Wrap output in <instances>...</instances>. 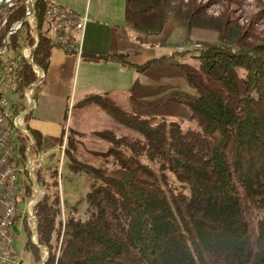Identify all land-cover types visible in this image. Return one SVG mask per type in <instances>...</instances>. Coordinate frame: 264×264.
<instances>
[{
  "label": "trees",
  "instance_id": "16d2710c",
  "mask_svg": "<svg viewBox=\"0 0 264 264\" xmlns=\"http://www.w3.org/2000/svg\"><path fill=\"white\" fill-rule=\"evenodd\" d=\"M135 1L125 0L128 16ZM47 7L44 0H35L34 28L25 18V0L0 11V50L5 41L0 80L9 83L14 113L28 108L25 92L37 80L32 66L45 72L56 46L49 32L56 22L46 16ZM23 47L32 48V63ZM193 50L198 66L186 70L185 80L196 96L169 98L189 111V126L141 115L147 103L136 92L129 94L132 110L120 107L108 93L78 102L100 108L133 134L111 128L91 132L107 143L98 154L108 164L96 166L78 159L79 132L67 129L62 154L71 160L73 172L88 176L87 206L83 218L71 212L63 216L58 165L37 169V182L45 191L33 208L37 245L23 222L25 248L34 264L42 258L39 245L48 252L41 264H264V42ZM80 56L93 62L113 59L138 72L157 70L166 61L160 56L135 64L121 53L82 51ZM31 114L25 115L24 126L37 153L43 139L27 125ZM27 143L16 132L21 155ZM169 174L176 186L169 183ZM29 193L25 183L21 199Z\"/></svg>",
  "mask_w": 264,
  "mask_h": 264
},
{
  "label": "rangeland",
  "instance_id": "374dc122",
  "mask_svg": "<svg viewBox=\"0 0 264 264\" xmlns=\"http://www.w3.org/2000/svg\"><path fill=\"white\" fill-rule=\"evenodd\" d=\"M111 1L115 4V8L112 7L110 11L99 12L95 9L96 0H74L77 7L83 8L82 13L85 10L89 11L91 18L115 22V17H118V12L120 13V7H116V4L119 2L118 5L120 6V0ZM129 7L132 11L131 21L135 23L134 26L136 28H140L143 32L142 36L165 35L167 42L165 49L162 44L157 45L156 48L158 50L155 51L156 56L158 53V57H166L164 65H161L157 70L143 72L139 78L141 86H139L138 90L135 88L132 91L136 92L138 97L147 103L141 109L140 114L153 116L156 119L178 120L181 121L184 127L191 124L189 111L184 105L172 102L169 98L178 95H185L189 98L196 96L195 90L191 89L185 80L186 70L196 69L198 66V61L195 57L197 50L193 49L208 45L251 47L264 42V0H136ZM31 18H26L30 24L33 20ZM68 31L73 36L76 35L77 40L79 39V33H76L71 28ZM25 48H28L29 51L28 54H24V57L28 58L31 61L30 63H32L30 59L32 48ZM186 49L190 50V52L183 55L179 53V51ZM41 73H44L42 69ZM40 79L38 80L40 81ZM8 84L2 79V90L10 101L14 97L10 96ZM31 90L32 88L25 92V98L27 107L32 106L31 111L37 106L33 113L34 116H31L36 118L40 108V97L33 98ZM130 93H120L113 98L120 107L132 110V104L129 101ZM73 96L74 92H71L67 101L55 104L53 109L49 108L47 115L44 116L48 118V122L59 129L58 135H50L45 139L40 149V167L43 168L48 164L58 165L59 193H62L63 200L62 215L65 216V214L71 212L75 217L83 218L87 206L86 194L89 191V180L86 174L73 172L69 168L71 160L62 154L64 147H66L65 137L67 129L70 128L79 132V134L75 135L77 140L75 154L78 159H85L96 166L103 163L108 164L98 154L106 150L107 143L93 137L91 132L111 128L115 129L118 134L133 133L130 129L119 126L100 108L96 106L86 108L78 105L79 98H73ZM22 114L25 117V113ZM39 116L41 117V115ZM31 117L28 118V121L32 119ZM62 129H64V135L60 137ZM168 177L171 186H176L177 183L172 175L169 174ZM40 190L45 194L42 188ZM40 190L36 202L44 195L40 196ZM21 206L19 204V207ZM24 219L26 221L23 220V222L25 221L29 227L30 222L27 218ZM17 224L20 226L21 232L19 235L14 236L12 248L18 259L22 261V264H34L31 251L25 248L28 235L21 228L20 223L18 222ZM34 231V238L36 239V230H32V232ZM40 248L42 249L41 256L43 258L47 250L42 246Z\"/></svg>",
  "mask_w": 264,
  "mask_h": 264
},
{
  "label": "crops",
  "instance_id": "0c3cea01",
  "mask_svg": "<svg viewBox=\"0 0 264 264\" xmlns=\"http://www.w3.org/2000/svg\"><path fill=\"white\" fill-rule=\"evenodd\" d=\"M50 4L66 7L79 15H86L81 52H96L103 54H125L129 61L135 64L144 63L156 56L157 45H164L165 35L162 36H142L140 28L134 26L131 21L132 15L126 14L125 0H120L116 7H120V13L115 22L101 21L98 18H91L89 11L77 7L74 0H47ZM107 4V5H106ZM115 8L111 0L95 2V9L99 12L110 11ZM150 9V7H148ZM131 10V9H130ZM133 10V9H132ZM53 26V25H52ZM64 31L69 32L63 28ZM50 34L55 39L62 33V29L56 24L49 28ZM70 33V32H69ZM72 37L76 40V35ZM143 72H138L134 68L121 64L110 59L105 62H93L82 59L74 51L67 52L61 46H54L51 52L47 70L42 73L41 84L35 97H40V108L36 118L33 113L37 109L33 108L31 120L27 125L29 128L37 131L43 143L50 135H58V129L54 124L48 122L47 110L55 104L64 103L69 99L71 92H74L73 98L78 97L79 101L87 95L104 93L114 97L120 93H130L138 90L139 78ZM34 97V98H35ZM48 105L47 107H45ZM84 107V106H83ZM90 107V106H89ZM88 108V107H86ZM41 115V117L39 116ZM57 129V130H56ZM62 129L60 137L62 136Z\"/></svg>",
  "mask_w": 264,
  "mask_h": 264
},
{
  "label": "built area",
  "instance_id": "2783aa9c",
  "mask_svg": "<svg viewBox=\"0 0 264 264\" xmlns=\"http://www.w3.org/2000/svg\"><path fill=\"white\" fill-rule=\"evenodd\" d=\"M44 2L48 4L46 16L62 29V33L58 34L55 39L53 38L54 44L61 46L67 52L74 51L80 55L87 22L86 15L81 16L66 7L50 4L47 0ZM25 3L27 5L26 13H28L35 0H25ZM30 17L33 19L31 26L35 27L34 13ZM63 28L67 31L71 28L79 33V39L77 40L76 37L75 40L72 34L64 31ZM28 51V48H22L23 55L28 54ZM1 53L3 50H0ZM27 60L31 62L28 58ZM33 67L37 78L40 79L42 77L41 69L38 66ZM1 83L2 80H0V264H22L12 248V240L15 235H19L21 232L17 223L19 222L23 228V220L27 218L30 222V239L34 244H37L34 238L35 231L32 232L37 227L33 207L41 189L35 174L41 165V155L40 152L33 151L34 139L24 126V114L22 112L14 113L12 102L6 98ZM31 107L27 108L24 113ZM16 132H21L28 138L24 155L18 151ZM25 183L29 186L30 193L29 196L24 195V198L21 199ZM40 192V196H42L44 192L41 190ZM19 204L22 206L19 207Z\"/></svg>",
  "mask_w": 264,
  "mask_h": 264
},
{
  "label": "water",
  "instance_id": "95a60500",
  "mask_svg": "<svg viewBox=\"0 0 264 264\" xmlns=\"http://www.w3.org/2000/svg\"><path fill=\"white\" fill-rule=\"evenodd\" d=\"M15 1H16V0H0V11L4 10V11L6 12V11L9 9V7H10L11 5H13V3H14ZM33 5H34V3L31 4V6H30V10H29L28 13H26L25 18H28V17H30V16L33 15V13H34ZM25 18H24V19H25ZM24 19H22V20L20 21V24H19L18 26H16L15 28H12V29H11V32H13V31H15L16 29H18V28L20 27V25L22 24V22H23ZM4 45H5V41H4ZM4 45H3L2 49L4 48ZM2 49H1V50H2ZM38 82H39V80L37 79L36 82H35V83L33 84V86H32V90H31L32 92H31V93H33L34 88H35V85H36ZM30 111H31V109L28 110V111L25 113V115H26L28 112H30ZM44 248H46V247H44ZM46 250H47V249H46ZM47 255H48V252L46 251L45 256H44V257L41 259V261H40L39 263H37V264H41V263L46 259Z\"/></svg>",
  "mask_w": 264,
  "mask_h": 264
}]
</instances>
